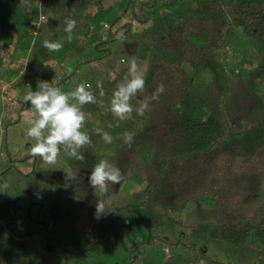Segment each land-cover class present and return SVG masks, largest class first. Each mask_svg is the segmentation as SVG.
<instances>
[{
  "label": "rangeland",
  "instance_id": "obj_1",
  "mask_svg": "<svg viewBox=\"0 0 264 264\" xmlns=\"http://www.w3.org/2000/svg\"><path fill=\"white\" fill-rule=\"evenodd\" d=\"M115 2L108 3L103 9H95L96 17H100L97 22L100 26L97 30L87 31L90 38L108 37L109 16L114 10L111 7L117 4ZM39 3L43 5V0H39ZM49 7L43 9L42 13L52 17L39 28L32 23L29 34H34V39L43 36L49 41L62 42L58 57L47 60L41 66L38 53L35 52L33 57V54H24L15 44L0 43V49L5 48L7 53V57L0 60V67L17 70L19 73L14 74L13 78L25 82L24 88L30 80H34L35 85L28 86L26 90H37L40 81H47L55 87L64 81L62 87H59L64 92H70L81 83L90 84L97 103L83 107L86 121L82 131L94 139V150L100 155L99 160H109L114 156L117 144L127 140L126 124L139 127L148 122L146 111L143 116L136 115L134 111L129 119L123 121L113 116L115 125L112 129L108 127V113L112 114L110 100L113 82L122 72L126 75L133 60L137 62L147 82L157 68L153 61L154 53L167 54L154 49L145 52L142 44L121 38L105 44L111 50L107 59L101 57L87 62L74 75L68 76L74 64L63 60L66 55L62 50L69 40L63 32L64 23L56 21L58 15L73 19L72 10L67 8L57 14L58 5ZM178 7L159 4L158 15L146 25L136 24L134 30L144 32L166 24ZM75 40L76 35L72 34L70 41ZM227 43L199 71L188 97L182 103L183 117L203 121L210 114L218 115L230 130L229 143L256 144V128L264 113V81L248 78L245 67L264 65V46L239 28L233 30ZM99 53L94 49L92 54ZM242 60L244 68L239 63ZM98 82L100 87H97ZM10 85L9 82L0 81V91L2 95L4 93L0 109V264H190L194 254L190 249L173 247L169 257L168 246L164 241L143 245V242L151 238V215L156 209L147 202V182L140 180L138 175L101 190L89 182L92 169L88 170L85 162L90 160V153L84 162L79 163L62 148L55 165L32 156L33 142H29L25 136L28 122L5 126L6 117L16 118L11 109L14 95L15 98L23 96L26 91L10 88ZM148 92L153 93L152 90ZM132 104L134 109L139 108L144 104L143 98ZM97 128L107 131L113 137V142L105 144L96 134ZM197 130L202 133L201 129ZM217 135L214 133L205 138L202 133L200 138L196 135L191 138V134L188 136L187 147L202 150ZM85 151L82 149L84 154ZM8 154L13 157L12 162ZM141 156L151 160L153 150H143ZM6 199L8 206L15 207V219L5 210L3 204ZM262 204L264 191L261 195L248 197L238 207L221 208L219 212L213 206L191 201L176 226L164 224L163 234L166 238H173L184 230L181 236L186 240L199 241L207 237L205 225L220 218L218 214H222L221 217L250 216ZM257 253L258 249L253 246L227 249L216 246L211 255L219 262L216 264H228L231 261L236 264H253Z\"/></svg>",
  "mask_w": 264,
  "mask_h": 264
},
{
  "label": "trees",
  "instance_id": "obj_2",
  "mask_svg": "<svg viewBox=\"0 0 264 264\" xmlns=\"http://www.w3.org/2000/svg\"><path fill=\"white\" fill-rule=\"evenodd\" d=\"M113 1L117 4L111 7L114 10L109 16L108 37L90 38L87 31L97 30L100 26L97 23L100 17H96L95 9H103ZM159 4L179 7L166 24L144 32L134 30L136 24L146 25L158 15ZM52 5H58L57 14L71 8L72 18L77 21L72 33L76 35V40L67 41L62 50L66 55L63 60L74 64L68 76L74 75L87 62L101 57L107 59L111 50L105 44L121 38L142 44L145 52L154 49L167 54L154 53L153 61L157 68L148 77L145 90L132 100L143 98L144 103L152 95L149 90L154 91L159 85H164L165 91L160 99L152 101L146 110L148 122L139 127L126 124L128 134L133 137L132 142L129 144L126 140L117 144L114 156L108 160L121 170V181L138 175L140 180L147 182V202L156 210L151 215V238L143 245L164 241L169 257L173 247L190 249L194 253L190 264L219 263L211 255L216 246L225 249L253 246L258 249L253 264H264V204L250 216L221 217L222 214L217 213L220 218L205 225L207 237L199 241L186 240L181 236L184 230L178 236L166 238L162 230L165 223L176 226L191 201L213 206L219 212L221 208L238 207L248 197L261 195L264 191V113L256 128L258 143L242 144L228 142L230 130L218 115L210 114L206 120L194 121L184 119L182 111V103L188 97L199 71L214 53L228 45L235 28L264 46V0H43V5L39 0H0V43L15 44L24 54L30 53L33 57L38 53L41 66L47 60L57 58V52L50 53L43 47L45 37L34 39V34H29L34 20L39 22L43 9H50ZM58 17L60 19L55 21L64 23L66 17ZM31 49H34L33 52H30ZM94 49L100 53L92 54ZM6 57L5 48H1L0 60ZM239 63L245 67L243 60ZM245 70L248 78L264 81V65L245 67ZM17 73L12 68L0 67V81L11 83L10 88L24 91L28 86L35 85L34 80H30L24 88L25 82L13 78ZM124 76L125 72H122L113 82V92ZM63 83L57 86L62 87ZM24 95L16 98L14 95L11 109L16 118L6 117L5 126L26 124L35 119V109L24 101ZM3 98L4 93L2 95L0 91V109ZM108 117L110 122L107 124L112 129L115 120L111 113ZM198 128L205 138L214 133L218 135L202 150L188 149L189 135L192 134L191 138L194 135L201 137ZM93 140L83 148L86 150V155L83 153L85 159L88 153L91 155L90 160L85 162L90 171L100 162ZM147 149L153 150L151 160L141 156V152ZM8 159L13 161L11 155ZM112 185L109 183L107 187ZM7 204L8 199L3 205L15 219V207ZM228 264L236 263L231 261Z\"/></svg>",
  "mask_w": 264,
  "mask_h": 264
},
{
  "label": "clouds",
  "instance_id": "obj_3",
  "mask_svg": "<svg viewBox=\"0 0 264 264\" xmlns=\"http://www.w3.org/2000/svg\"><path fill=\"white\" fill-rule=\"evenodd\" d=\"M49 17L41 14L39 22L34 20V26L39 28L41 24L47 23ZM63 32L67 39H72V33L77 27L75 19L66 18ZM43 47L50 53L59 52L63 43L60 41H43ZM101 84L98 82L97 87ZM146 78L139 69L135 60L131 61L128 72L123 80L117 85L110 100V111L118 121L129 119L133 112L143 116L152 101H158L165 87L159 85L152 93L150 99H146L139 108L133 107L132 100L145 90ZM37 90L31 88L25 91L24 101L34 107L36 118L28 121L25 136L32 143L31 155L41 158L49 165H55L61 155L63 148L66 154L77 161H84L85 156L81 149L91 144L90 135L82 131L85 125L86 116L83 111L85 105H94L97 98L91 91V85L81 83L70 92H64L59 87L52 86L47 81H40ZM103 93H101L102 95ZM105 144H111L113 137L101 128L95 129ZM129 144L132 142V135L126 134ZM122 180L121 170L111 164L107 159H102L92 169L89 182L101 190L107 188L109 183L120 184ZM100 205H98V210Z\"/></svg>",
  "mask_w": 264,
  "mask_h": 264
}]
</instances>
